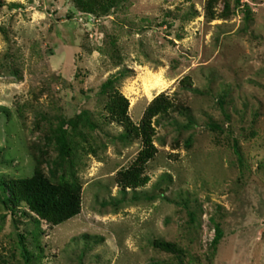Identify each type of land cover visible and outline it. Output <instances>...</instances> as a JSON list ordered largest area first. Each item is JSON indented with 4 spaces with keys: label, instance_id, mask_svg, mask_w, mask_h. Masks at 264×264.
Here are the masks:
<instances>
[{
    "label": "rangeland",
    "instance_id": "1",
    "mask_svg": "<svg viewBox=\"0 0 264 264\" xmlns=\"http://www.w3.org/2000/svg\"><path fill=\"white\" fill-rule=\"evenodd\" d=\"M113 93L134 126L170 106L135 189L118 175L143 145L121 139ZM37 173L78 184L77 216L52 226L4 205L3 183ZM0 264H264V0H127L99 17L0 0Z\"/></svg>",
    "mask_w": 264,
    "mask_h": 264
},
{
    "label": "trees",
    "instance_id": "2",
    "mask_svg": "<svg viewBox=\"0 0 264 264\" xmlns=\"http://www.w3.org/2000/svg\"><path fill=\"white\" fill-rule=\"evenodd\" d=\"M125 2L127 0H76L77 7L83 13L98 17L108 15ZM236 3L238 2L236 1ZM226 8H228V5ZM114 82L108 80L102 87V92L109 93ZM109 99L107 105L109 115L125 131L121 134V139L125 141L140 139L143 145V150L136 162L125 172H120L118 175L119 185L122 190L135 189L145 184L147 178L144 176V165L155 154L151 143V120L159 114L167 115L170 106L162 98L155 100L145 111L140 125L134 126L128 117L127 100L116 93L111 94ZM72 123L76 124L73 121ZM56 142L61 155L59 163L61 165L67 156V142L62 134L56 138ZM1 191L7 194L4 205L12 208L23 204L39 219L47 221L52 226L61 225L77 216L80 212V188L75 182H69L65 179L55 184L37 173L30 178L3 183ZM21 239L22 241L24 240L23 237ZM221 239L222 231L217 227L213 245H218ZM153 246L178 258L183 255L182 250L172 243L155 241ZM24 255L28 257V252L24 251Z\"/></svg>",
    "mask_w": 264,
    "mask_h": 264
},
{
    "label": "bare ground",
    "instance_id": "3",
    "mask_svg": "<svg viewBox=\"0 0 264 264\" xmlns=\"http://www.w3.org/2000/svg\"><path fill=\"white\" fill-rule=\"evenodd\" d=\"M151 77V76H150ZM160 77V76H159ZM145 78V77H144ZM144 80V83H143V87L144 88H147V87H150V90H152L154 87L156 88V86H158V84H159V79L158 78H153V79H151V78H148L147 77V79L145 80V79H143ZM147 90V89H146Z\"/></svg>",
    "mask_w": 264,
    "mask_h": 264
}]
</instances>
